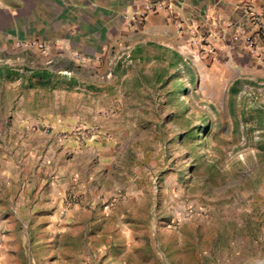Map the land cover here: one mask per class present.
Here are the masks:
<instances>
[{"label": "rangeland", "instance_id": "1", "mask_svg": "<svg viewBox=\"0 0 264 264\" xmlns=\"http://www.w3.org/2000/svg\"><path fill=\"white\" fill-rule=\"evenodd\" d=\"M144 6L116 33L68 19L107 40L94 56L0 51V211L33 194L29 225L0 227L7 264H264V58L233 65L203 40L179 57Z\"/></svg>", "mask_w": 264, "mask_h": 264}, {"label": "crops", "instance_id": "2", "mask_svg": "<svg viewBox=\"0 0 264 264\" xmlns=\"http://www.w3.org/2000/svg\"><path fill=\"white\" fill-rule=\"evenodd\" d=\"M150 3L162 8L157 13L150 11L153 14L148 16L146 33L173 50L176 49L172 43L180 45L179 57L187 54L186 46H191L194 40H203L223 56L227 55L233 65L243 64L251 57L264 58V33L258 31V21L264 20V0H0V51L3 57H9L13 51L25 50L27 43L50 42L66 44L94 56L107 47V40L91 38L95 31L90 35L75 31L68 19H95L98 33H116L123 29L124 18L133 11L140 12ZM176 32L183 36H174ZM76 33L83 34L84 45L77 46L72 41L71 35ZM247 38L251 39L252 48ZM52 194L56 198L50 209L66 197V192ZM9 196L11 206L0 211V227H10L15 222L28 226L30 222L24 212L31 206L33 194L22 190ZM44 197V193H37L38 201L32 211L41 208ZM7 214L11 216L5 218ZM17 255L11 260L12 264H21L19 253ZM7 262L9 257L3 254L0 264Z\"/></svg>", "mask_w": 264, "mask_h": 264}, {"label": "built area", "instance_id": "3", "mask_svg": "<svg viewBox=\"0 0 264 264\" xmlns=\"http://www.w3.org/2000/svg\"><path fill=\"white\" fill-rule=\"evenodd\" d=\"M258 26H259L258 27V31L261 32V33H264V20L263 19L258 21ZM247 40L249 41V45L252 48L253 47V43H252L251 39L247 38Z\"/></svg>", "mask_w": 264, "mask_h": 264}]
</instances>
